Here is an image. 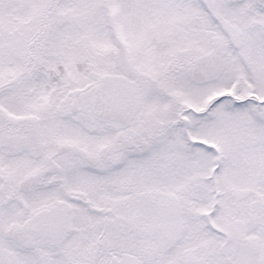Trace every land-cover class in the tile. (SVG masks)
I'll return each mask as SVG.
<instances>
[{"label":"snow or ice","instance_id":"6c2138e0","mask_svg":"<svg viewBox=\"0 0 264 264\" xmlns=\"http://www.w3.org/2000/svg\"><path fill=\"white\" fill-rule=\"evenodd\" d=\"M0 264H264V0H0Z\"/></svg>","mask_w":264,"mask_h":264}]
</instances>
